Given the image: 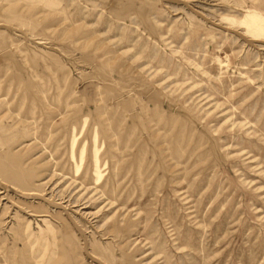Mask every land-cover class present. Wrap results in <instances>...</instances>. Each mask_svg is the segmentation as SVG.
<instances>
[{
	"label": "rangeland",
	"instance_id": "1",
	"mask_svg": "<svg viewBox=\"0 0 264 264\" xmlns=\"http://www.w3.org/2000/svg\"><path fill=\"white\" fill-rule=\"evenodd\" d=\"M0 264H264V0H0Z\"/></svg>",
	"mask_w": 264,
	"mask_h": 264
}]
</instances>
